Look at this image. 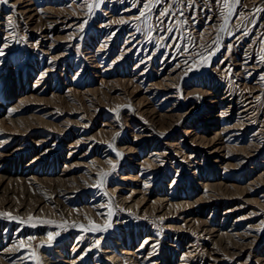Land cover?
I'll list each match as a JSON object with an SVG mask.
<instances>
[{
  "label": "rangeland",
  "instance_id": "rangeland-1",
  "mask_svg": "<svg viewBox=\"0 0 264 264\" xmlns=\"http://www.w3.org/2000/svg\"><path fill=\"white\" fill-rule=\"evenodd\" d=\"M0 52V264H264V0H8Z\"/></svg>",
  "mask_w": 264,
  "mask_h": 264
},
{
  "label": "snow or ice",
  "instance_id": "snow-or-ice-1",
  "mask_svg": "<svg viewBox=\"0 0 264 264\" xmlns=\"http://www.w3.org/2000/svg\"><path fill=\"white\" fill-rule=\"evenodd\" d=\"M237 2H239V0H237ZM8 3V0H0V4H7ZM93 6L92 5H89V8L91 9ZM146 7H148V5H146ZM161 15H167V12L166 11H162L160 13ZM141 16L144 15L143 12L140 13ZM8 23L11 24L12 21H11V18L9 17V20H8ZM3 53L0 52V55H2ZM118 156H122L121 153H117ZM113 168H115V165H113ZM104 176H107L108 174L107 173H104L103 174ZM0 215H10V214H7V213H0ZM12 219H15V217H10ZM93 230H96V231H104L105 229L104 228H100V227H96L94 226ZM58 235V234H57ZM49 238L51 239L52 238V234L49 233Z\"/></svg>",
  "mask_w": 264,
  "mask_h": 264
},
{
  "label": "bare ground",
  "instance_id": "bare-ground-1",
  "mask_svg": "<svg viewBox=\"0 0 264 264\" xmlns=\"http://www.w3.org/2000/svg\"><path fill=\"white\" fill-rule=\"evenodd\" d=\"M21 12H22V11H21ZM22 14H23V13H22ZM247 45H248V44H247ZM250 47H251V46H250ZM218 48H219V47H218ZM250 49H251V48H250ZM246 50H247V48H246ZM248 50H249V49H248ZM140 64H141V63H140ZM141 73H142V72H141ZM145 92H146V91H145ZM146 94H147V93H146ZM117 117L121 118V114H120V112H119V114L117 115ZM161 153H162V152H161ZM154 154H155L154 158H155L156 160L159 159V158L162 156V154H160V153H159V154H158V153H154ZM156 160H155V161H156ZM152 161H154V160H152ZM150 162H151V161H150ZM151 164H155V162H154V163H151ZM151 164H150V165H151ZM157 164H158V163H157ZM153 167H154V166H153ZM144 169H145V167H144ZM143 185H144V187H145V186H147V187L151 186V180L146 181ZM16 206L18 207V205H16ZM15 210H16V209H15ZM98 219H99V218H98ZM196 228H197V227H196ZM192 229H193V228H192ZM192 229H191V230H192ZM194 229H195V228H194ZM211 231H212V229H211ZM211 231H210V232H211ZM206 232H208V231L206 230ZM208 234H209V233H208ZM232 235H233V234H232ZM20 242H21V241H20ZM25 242H26V241H25ZM25 242H24V243H25ZM17 245H19V244H17ZM23 245H25V244H23ZM15 247H16V246H15ZM17 249H18V247H17ZM215 254H216V253H215ZM208 255H210V254H208ZM208 259H209V258H208ZM214 260H215V259H214ZM260 261H261V259H260Z\"/></svg>",
  "mask_w": 264,
  "mask_h": 264
}]
</instances>
